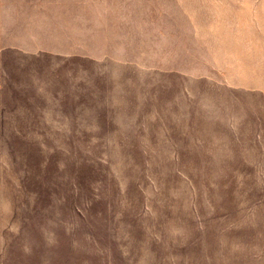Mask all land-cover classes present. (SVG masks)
<instances>
[{
  "label": "rangeland",
  "instance_id": "1",
  "mask_svg": "<svg viewBox=\"0 0 264 264\" xmlns=\"http://www.w3.org/2000/svg\"><path fill=\"white\" fill-rule=\"evenodd\" d=\"M0 264H264V0H0Z\"/></svg>",
  "mask_w": 264,
  "mask_h": 264
}]
</instances>
